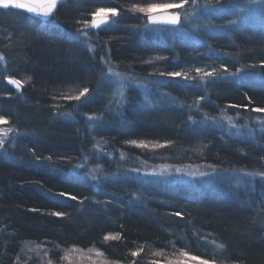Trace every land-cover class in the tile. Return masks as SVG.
I'll use <instances>...</instances> for the list:
<instances>
[{"label": "trees", "instance_id": "1", "mask_svg": "<svg viewBox=\"0 0 264 264\" xmlns=\"http://www.w3.org/2000/svg\"><path fill=\"white\" fill-rule=\"evenodd\" d=\"M260 1L253 15L239 0H210L175 28L143 25L128 11L139 0H66L44 22L0 9V115L15 129L0 149V264H61L73 248L114 264H164L181 249L264 264V178L247 175L264 171V113L251 110L264 108ZM108 6L120 12L110 26L77 31ZM109 67L129 78L123 89ZM197 68L217 75L202 80ZM238 69L256 77L230 75ZM174 71L194 79L166 75ZM6 77L28 84L17 93ZM69 87L90 92L61 99ZM191 158L206 175L146 174Z\"/></svg>", "mask_w": 264, "mask_h": 264}, {"label": "snow or ice", "instance_id": "2", "mask_svg": "<svg viewBox=\"0 0 264 264\" xmlns=\"http://www.w3.org/2000/svg\"><path fill=\"white\" fill-rule=\"evenodd\" d=\"M254 2V0H253ZM217 3H219V0H217ZM59 4V0H0V6L4 8L8 7H14L16 9H23L26 10L28 13L35 14L37 16L42 17H49L53 14L54 10L57 8ZM189 4V0H179V2H175V0H166V2H151L147 3L146 0H139V2H134L131 4V6L128 8V11H130L133 14L140 13L144 17H146L147 25H159V24H168V25H179L181 22V14L179 11H171L173 9H183L186 5ZM192 5H197V0H191ZM210 6V0L209 5ZM111 17H116L120 15V12L117 10L114 6H108V7H98L94 13H91L92 19L91 21H84L85 28L92 27V28H99L101 25L107 24ZM187 19V16L184 17ZM230 23H235L234 21H230ZM86 34V33H82ZM5 61V57L0 55V63H3ZM223 67V66H222ZM251 67H256V65H251ZM260 67L264 68V61L261 62ZM225 72H227V68L223 69ZM242 70L238 69L236 73H230L232 76H238L240 79H248V78H255V73H244L243 75H240ZM196 76L200 79H204L206 77H214L217 75V70L213 69L212 71H204L203 69L197 68L195 69ZM108 76L116 77L120 80V88L123 89L124 87V81H127L129 78L123 76L119 72H115L111 67L108 68L107 72ZM161 75H165V73H161ZM169 77H181L183 76L185 79H194V77L188 76L187 73L182 72H168L166 73ZM8 80V83L15 86V88L19 91L26 81H22L19 79H14L12 77H6ZM261 79H264V75L261 76ZM90 90L89 88L85 87L81 91H79L76 95H66L64 98L68 100H81L82 97H87ZM120 95H123V92H120ZM200 99H203V97H200ZM122 102V101H121ZM249 102H251L249 98ZM199 103V101H197ZM230 107H240L239 105H230ZM245 110H247V105L243 106ZM254 112L257 113H264V108L257 107L251 109ZM88 119L95 120L97 117L88 116ZM191 119V117H189ZM230 119V118H229ZM9 121L2 115H0V125H8ZM15 129L12 127L7 128H0V148H3L5 144V140L7 139V134L9 132L14 131ZM128 143L137 145L138 147H144L147 148L149 145L145 144L143 141L137 142L136 140L128 141ZM163 145L155 144L151 145L153 148L162 147ZM179 171V169L177 170ZM187 175H196V173H186ZM200 175H205V173H200ZM247 175L252 176H259L264 178V171L255 172V173H247ZM95 179V177H93ZM61 196H65L67 194L60 193ZM70 199L76 200V196H70ZM35 211V210H33ZM49 215L62 217L65 214L62 212H51ZM174 215H181L179 212L174 213ZM121 237L117 234H108L104 236V240H119ZM39 247V245H37ZM219 248H224V245H218ZM97 255H102V253L97 252ZM131 255L133 257L138 255V252H132ZM154 255H162V252L154 253ZM179 256L186 258V259H178V260H169L167 264H188L189 261L195 262V264H217V261L215 258L213 259H203L200 256L196 255H190L187 251L179 250ZM222 264V262H221Z\"/></svg>", "mask_w": 264, "mask_h": 264}, {"label": "rangeland", "instance_id": "3", "mask_svg": "<svg viewBox=\"0 0 264 264\" xmlns=\"http://www.w3.org/2000/svg\"><path fill=\"white\" fill-rule=\"evenodd\" d=\"M243 6L242 8H244V11L242 10V12H248L253 13V15H257V13H259L260 11V5L262 4V1L260 0H239ZM178 3V2H177ZM209 3H203V2H199L197 1V5H192L191 3H189L188 5L185 6V8L183 9H173L171 11H179L181 14V22L180 25H185V23L190 24V22L195 18V14L197 11L201 10V11H206L210 8H212V4H210V6H208ZM110 15V14H109ZM135 15H139L141 17H143L144 20H142L143 25H147L146 22V17H144L142 14L140 13H136ZM187 16V19H185L184 17ZM117 17V16H116ZM116 17H111L110 15V20L107 24L101 25L99 28L101 27H105V26H110L111 23L114 22L113 18ZM92 16L89 15L88 17V21H91ZM187 24V25H188ZM149 26V25H148ZM153 26V25H150ZM97 28V29H99ZM96 30V28H92V27H87L85 28L84 23L78 27L77 31L81 32V33H86L88 30ZM189 75H192L193 72L188 71ZM196 74V73H195ZM17 79V78H14ZM22 81H26V83L24 84V86H26L28 83V79L27 78H22L19 79ZM24 88V87H22ZM21 88V89H22ZM79 91H81V87H69L66 88L64 90H60L59 91V97L61 99L64 100H68L65 99L64 97L66 95H76L79 93ZM70 101V100H69ZM248 116H251L253 119H255L256 117L252 116L251 114L247 113L244 115V121L245 122H249L251 120L248 119ZM9 127L8 125H0V128H7ZM13 132H9L7 134V138L12 135ZM6 142V140H5ZM155 144H159V145H165V144H161V143H147V145H149V147H147V149L150 150H155L156 152H158L160 149L163 148L162 147H157V148H153L151 147V145H155ZM1 149V148H0ZM191 160H194V158H191L189 161L185 160V159H181L180 161H174L173 164L170 163V165H160L159 167H155V168H149L148 171H146V174H152L154 176H163V177H168V178H174V179H194V178H200L203 177L204 175H200V173H205V175L207 174V170L204 169V166H199V165H192L190 164ZM180 163V164H179ZM179 169V171H177ZM186 173H196V175H187ZM26 249L32 251V252H38L39 250L33 246L30 247L28 246ZM178 259H186L183 257H180L179 254H177L176 256H174L173 258H170L167 260V262L169 260H178ZM167 262H165L164 264H167ZM61 264H114L112 262H108L105 258H103L102 255H97V251L94 248H88L87 250H82L80 248H76V249H69L66 251V253L63 255L62 258V262ZM150 264H159L158 262L156 263L154 260L151 261ZM188 264H195V262L193 261H189Z\"/></svg>", "mask_w": 264, "mask_h": 264}, {"label": "water", "instance_id": "4", "mask_svg": "<svg viewBox=\"0 0 264 264\" xmlns=\"http://www.w3.org/2000/svg\"><path fill=\"white\" fill-rule=\"evenodd\" d=\"M66 0H59V4H58V6L60 5V4H62L63 2H65ZM57 6V7H58ZM0 9H8V10H15V11H17V12H20V13H25V14H27L28 16H30V17H34V18H36V19H38V20H40L41 22H44V21H48L49 19H51V18H53L54 17V15H55V10H54V12H53V14L51 15V16H49V17H42V16H37V15H35V14H32V13H28L26 10H23V9H16V8H14V7H8V8H4V7H2V6H0ZM147 22V21H146ZM159 26H162V27H164V26H167V27H172V28H175L177 25H168V24H159ZM6 85L10 88V89H12L13 91H16L17 93H20L21 92V89L18 91L16 88H15V86H13V85H11V84H9L8 83V80H6Z\"/></svg>", "mask_w": 264, "mask_h": 264}, {"label": "bare ground", "instance_id": "5", "mask_svg": "<svg viewBox=\"0 0 264 264\" xmlns=\"http://www.w3.org/2000/svg\"><path fill=\"white\" fill-rule=\"evenodd\" d=\"M7 79H5V82H6Z\"/></svg>", "mask_w": 264, "mask_h": 264}]
</instances>
